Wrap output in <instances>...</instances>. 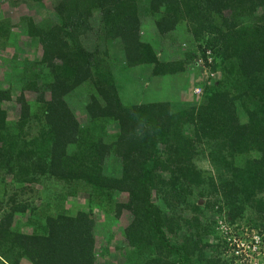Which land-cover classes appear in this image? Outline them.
<instances>
[{
    "label": "trees",
    "instance_id": "1",
    "mask_svg": "<svg viewBox=\"0 0 264 264\" xmlns=\"http://www.w3.org/2000/svg\"><path fill=\"white\" fill-rule=\"evenodd\" d=\"M52 1L49 15L23 19L40 61L0 88V179L19 191L42 178L73 184L98 211L104 202L111 222L126 217L127 224L99 242L97 212L79 209L45 216L38 232L26 234L12 219L34 209L13 195L0 220V264H106L112 246L116 264H234L236 246L217 230L219 221H245L264 251V0ZM145 17L163 40L187 28L186 49H173L181 58L169 60L173 50L166 58L142 38ZM8 35L0 24V38ZM113 43L123 54L114 60ZM114 66L148 67L155 80L187 67L220 78L200 86L196 103L125 105ZM75 97L81 122L69 105ZM11 102L16 122L3 108ZM202 144L213 177L194 164ZM248 232L237 240L253 244Z\"/></svg>",
    "mask_w": 264,
    "mask_h": 264
},
{
    "label": "rangeland",
    "instance_id": "2",
    "mask_svg": "<svg viewBox=\"0 0 264 264\" xmlns=\"http://www.w3.org/2000/svg\"><path fill=\"white\" fill-rule=\"evenodd\" d=\"M55 3L52 0H44L43 3L37 4L29 0H0V24H2L6 31L10 35L0 38V88L6 89L9 84L14 85L20 82L19 75L26 68L31 69V65L34 62H39L41 56V47L35 40L24 39V28L23 19L32 17L34 20L43 18L44 16L52 13ZM139 10L141 5L138 6ZM141 10H143L141 8ZM229 14V13H228ZM225 15V16H228ZM141 34L144 40H148L157 51L162 52L164 57L168 58V55L173 49L184 52L185 46L182 44L188 40V30L186 27L179 26L175 33L171 35V38L161 39L155 32L153 23L149 18H143ZM97 17L95 16L94 23L96 24ZM96 29V28H95ZM90 37V33H89ZM160 39V40H159ZM114 44V43H113ZM109 44L108 53L111 59L115 57H122V52L118 51L115 44ZM111 46V47H110ZM182 46V47H181ZM186 49V48H185ZM163 50V51H162ZM112 53H111V52ZM116 53L113 55V53ZM174 55H171L168 59L174 60L175 58H181L180 54L176 51ZM107 66V65H106ZM119 90V95L123 104H140V103H151V102H171V103H182L188 102H199L200 97H194L192 90L194 87L199 88L204 86L205 81H209L212 85L219 80L220 74H214L209 78V71L202 69L201 72L198 70H190L187 67L186 71L179 73L172 77L166 76L162 80H155L150 78V69L145 67H137L135 69H126L122 67H110ZM32 72H36L33 70ZM209 78V79H208ZM198 85V86H197ZM12 99L14 100L17 91L20 89L11 90ZM26 100L31 101L34 97L30 92L23 93ZM82 99L83 97H80ZM79 98L71 100L69 105L75 108V113L78 120L81 122V104ZM3 108L7 112L8 120L16 122L18 115V106L14 102L4 104ZM36 126V125H35ZM34 126V127H35ZM106 131L108 134H115L117 132V126L114 123H106ZM38 127V126H37ZM36 127V128H37ZM33 129V130H36ZM199 155L194 157L195 166L204 173L215 176L214 169L207 160V156L210 153L208 146L202 144L197 147ZM237 166H241L244 162L243 159H236ZM13 195H17V201L28 206L29 209L33 208V212L29 211L24 216L13 217V229L21 230L23 233L31 234L38 232L40 223L44 220L45 216L52 214H70L74 215L79 209L93 210L97 212V241L101 242L102 237L110 234H120V225L123 227L127 223L126 219L122 218L118 220L116 225L106 217L107 206L103 202L100 203L101 211L97 209V205L93 201H88V196L79 188L73 184L68 186L63 183L56 182L53 179L42 178L36 184L27 186L23 191H19V187L8 183V178L5 182L0 179V220L4 216L9 214L10 203ZM203 202L201 201V205ZM246 218L250 217V214H246ZM232 231L237 232H248V226L245 221H239L232 227ZM257 232H248L250 236L256 235ZM118 238L114 239L113 244L116 245ZM117 244H121L118 242ZM262 250V248H260ZM111 256L110 259L106 258L102 263H114L120 262V254L115 250V246L110 248ZM261 255L262 262H264V251ZM24 264V263H23ZM235 264V263H234Z\"/></svg>",
    "mask_w": 264,
    "mask_h": 264
},
{
    "label": "built area",
    "instance_id": "3",
    "mask_svg": "<svg viewBox=\"0 0 264 264\" xmlns=\"http://www.w3.org/2000/svg\"><path fill=\"white\" fill-rule=\"evenodd\" d=\"M220 232L225 234L231 242L235 244L234 254L237 258L238 264H260L262 253L259 252V238L256 236L247 237L254 243L251 244L246 241L237 240V235L232 233L231 227L224 223H220ZM246 236V235H245Z\"/></svg>",
    "mask_w": 264,
    "mask_h": 264
},
{
    "label": "clouds",
    "instance_id": "4",
    "mask_svg": "<svg viewBox=\"0 0 264 264\" xmlns=\"http://www.w3.org/2000/svg\"><path fill=\"white\" fill-rule=\"evenodd\" d=\"M199 61L201 62V60L199 59ZM212 75H214V74H212ZM211 75V76H212ZM192 94H193V96H196V97H200V95H201V88L199 87V88H196V87H194L193 88V90H192ZM220 223H224L223 221H219L218 222V231L220 232L221 230H220ZM233 226V225H232ZM232 226H230V227H232ZM232 229V228H231ZM232 233H233V235L234 234H236V235H238L239 233H241V232H237L236 230H233L232 231ZM250 237V236H249ZM261 247H260V245H259V252L260 253H262L263 254V252H262V250L260 249ZM235 264H238V261L236 260L235 262H234ZM260 264H264V262H262V260H260Z\"/></svg>",
    "mask_w": 264,
    "mask_h": 264
},
{
    "label": "water",
    "instance_id": "5",
    "mask_svg": "<svg viewBox=\"0 0 264 264\" xmlns=\"http://www.w3.org/2000/svg\"><path fill=\"white\" fill-rule=\"evenodd\" d=\"M199 205H201V202H199Z\"/></svg>",
    "mask_w": 264,
    "mask_h": 264
}]
</instances>
